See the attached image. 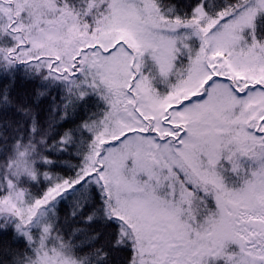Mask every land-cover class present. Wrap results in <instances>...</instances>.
Wrapping results in <instances>:
<instances>
[{"label":"snow or ice","instance_id":"obj_1","mask_svg":"<svg viewBox=\"0 0 264 264\" xmlns=\"http://www.w3.org/2000/svg\"><path fill=\"white\" fill-rule=\"evenodd\" d=\"M0 264H264V0H0Z\"/></svg>","mask_w":264,"mask_h":264}]
</instances>
